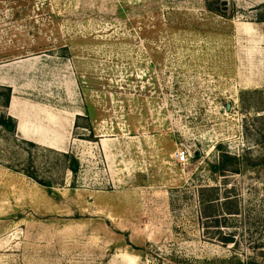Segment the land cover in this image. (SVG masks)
Returning <instances> with one entry per match:
<instances>
[{"label": "rangeland", "instance_id": "1", "mask_svg": "<svg viewBox=\"0 0 264 264\" xmlns=\"http://www.w3.org/2000/svg\"><path fill=\"white\" fill-rule=\"evenodd\" d=\"M0 68V264H264V0H0Z\"/></svg>", "mask_w": 264, "mask_h": 264}, {"label": "trees", "instance_id": "2", "mask_svg": "<svg viewBox=\"0 0 264 264\" xmlns=\"http://www.w3.org/2000/svg\"><path fill=\"white\" fill-rule=\"evenodd\" d=\"M226 8H227V5H226ZM209 10L218 12L217 14L223 16V13L220 12V7L214 8V7L210 6ZM120 11L124 12L123 10H120ZM11 92L12 91L10 89L9 95L7 97L6 106L9 105V102H10V99H11ZM91 108H92L91 105L88 104L86 106V115H83V116L79 115L78 119H86V120L90 121L91 120V114H92L91 113ZM12 121H13V118L12 117H8L7 121L3 119L1 121V123L5 124V125H7L9 127V126H13L12 125ZM75 127L76 128L80 127L78 122H76ZM89 127L92 128L90 124L88 125V128ZM218 147H220V149H221V145H218ZM243 159H244V155L234 154L231 151L221 149V152L218 155V160L215 163L212 164V169H213L214 172H220L222 175H227L229 173L230 174H239V173L242 172L243 167H244ZM73 170H75V169H73ZM212 191H214V187L205 186V187H203L201 189L200 198H201L202 203L205 206L214 207L215 206V201L218 200V197H215L214 195H211L209 198H207L205 196V194L207 192H212ZM230 198L231 197L226 196L227 200H229ZM227 213L228 214H237L236 210H234V209H228L226 211V214ZM217 216H218L217 214H212V213L210 214L208 212L205 213V217L206 218H216ZM236 264H259V263L254 262V261H247V262H238Z\"/></svg>", "mask_w": 264, "mask_h": 264}, {"label": "crops", "instance_id": "3", "mask_svg": "<svg viewBox=\"0 0 264 264\" xmlns=\"http://www.w3.org/2000/svg\"><path fill=\"white\" fill-rule=\"evenodd\" d=\"M3 68V67H2ZM2 69L0 68V84L5 80V75L2 76ZM12 88V86H11ZM35 104L25 103L24 101H20L15 99V94L11 97L9 106L7 107L8 114L10 117L17 120V128L18 131L24 136L25 138L29 139L32 138L37 142H43L41 138V134H37L38 131L35 128L32 121L33 119H28L27 117L30 114H33L35 111ZM26 113V114H24Z\"/></svg>", "mask_w": 264, "mask_h": 264}, {"label": "built area", "instance_id": "4", "mask_svg": "<svg viewBox=\"0 0 264 264\" xmlns=\"http://www.w3.org/2000/svg\"><path fill=\"white\" fill-rule=\"evenodd\" d=\"M180 158L183 160L185 158V156L184 155H180Z\"/></svg>", "mask_w": 264, "mask_h": 264}]
</instances>
